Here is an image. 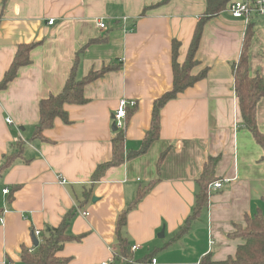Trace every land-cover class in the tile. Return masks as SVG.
Instances as JSON below:
<instances>
[{
  "label": "crops",
  "instance_id": "0c3cea01",
  "mask_svg": "<svg viewBox=\"0 0 264 264\" xmlns=\"http://www.w3.org/2000/svg\"><path fill=\"white\" fill-rule=\"evenodd\" d=\"M163 1L8 0L3 8L0 0V81L19 45L41 43L31 52V64L0 92V165L17 151L18 140L26 143L21 158L0 178V264H24L21 253L23 247L36 248L35 231L58 227L71 210L76 214L70 234L83 237L69 242L59 256L69 258L68 264L109 262L119 249L115 229L120 214L156 178L153 190L128 213L126 230L130 243L140 247L133 251L135 260L165 248L192 214L196 182L210 157L220 158L216 176L229 183L209 192L210 203L193 230L154 259L157 264H199L211 254L226 260L244 244L230 236L236 225H245L246 216L264 211V152L242 123L232 63L241 55L246 25L233 19L228 8L203 30L193 75L208 69L206 78L162 109L159 139L146 154L110 168L92 184L96 168L113 158L112 123L120 102L137 103L125 141L127 151H139L151 129L154 102L173 87L172 42L181 43L182 64L207 8V0H171L151 8ZM101 22L107 29H101ZM254 34L250 73L264 78V21L256 23ZM106 36V43L83 52L78 78L113 62L122 69L88 85L87 104L65 106L69 124L58 119L45 132V141H31L41 100L62 92L78 51ZM257 108L264 133V98ZM166 151L158 176L157 164Z\"/></svg>",
  "mask_w": 264,
  "mask_h": 264
},
{
  "label": "trees",
  "instance_id": "16d2710c",
  "mask_svg": "<svg viewBox=\"0 0 264 264\" xmlns=\"http://www.w3.org/2000/svg\"><path fill=\"white\" fill-rule=\"evenodd\" d=\"M171 0H164L159 4L152 5L151 8H156ZM234 0H207V8L198 22L193 40L189 47V52L186 60L178 63L181 43L177 40L172 42V65H173V87L161 98L157 99L153 105V114L151 120V129L146 133L139 151L126 150V131L130 119L137 112L135 108H128V114L125 119L124 129H119L114 132L112 138V156L110 162L102 163L96 168V172L92 176V184L99 182L107 171L112 167L124 165L126 162L140 158L146 154L161 135V113L162 109L168 102L177 99L188 88L193 87L197 82L204 80L208 74V69L202 70L197 76L193 75L194 69L198 65L196 55L198 53L199 45L203 37V30L210 19L220 15L227 9ZM8 0H3V8ZM147 8L143 11L141 16L151 9ZM1 18V16H0ZM255 24L246 26L245 37L241 47V55L238 61L232 63L233 78L235 79V93L239 100V108L242 116V123L254 137L257 144L264 152V133L259 129L257 122V105L259 101L264 98V78L259 74L253 77L250 73V57L254 41ZM109 37L92 39L83 48L78 51L71 72L66 80V84L62 92L56 95H49L47 99H43L39 105L40 119L35 126V132L31 141L43 140L45 132L55 126L56 120L60 119L64 124L70 123L69 113H67L66 105H85L88 103L85 97V89L88 85L93 84L94 81L104 77L108 72L118 71L122 69L121 63L115 62L104 66L101 70H93L82 79L78 78L79 65L83 52L93 44L106 43ZM41 43L21 44L18 47L16 57L5 73L4 78L0 81V92L8 89L11 83L18 77L19 70L22 67L31 64V52L35 47ZM25 144L22 140L17 141V151L13 154L6 155L3 163L0 165V178L4 173L14 165V163L21 158L24 153ZM168 152L161 154L157 164L158 176L162 172V165L165 162ZM220 161L219 157H210L204 164L203 172L196 183H198L199 192L196 195V203L193 207L192 214L186 219L185 223L180 227L178 233L173 237L170 244L165 248L154 250L151 254L142 257V259H133V244L130 243L127 237V220L128 213L136 208L142 199L153 190L159 178L141 187L137 193L135 200L122 212L116 223V240L119 247L116 251L115 260H122L124 264H151L159 251H163L172 245L173 242L179 241L186 237L192 230L193 224L200 219L204 210L210 203L209 187L218 180L217 165ZM264 162V156L262 158ZM15 189H20L16 187ZM92 188L85 191V198L88 199L92 195ZM12 200V197L10 198ZM75 210H71L65 215L62 223L58 227H47L40 231L41 236L38 247L30 249L23 247L21 253V262L24 264H68L70 259H65L59 254L65 249L69 242L80 241L83 236H74L70 234V226L75 218ZM235 231L230 238L241 239L244 244L238 247L234 256L226 260H214L211 254L203 256L199 264H264V211L258 210L254 217L246 216L245 225H236ZM125 260V261H124Z\"/></svg>",
  "mask_w": 264,
  "mask_h": 264
},
{
  "label": "built area",
  "instance_id": "2783aa9c",
  "mask_svg": "<svg viewBox=\"0 0 264 264\" xmlns=\"http://www.w3.org/2000/svg\"><path fill=\"white\" fill-rule=\"evenodd\" d=\"M230 6L228 7L227 11L231 15L233 19L236 20H241L244 22L246 26L250 24H255L258 23L259 21H264V0H234L229 4ZM127 19L124 18V21ZM49 24L53 25V21H49ZM101 29H107V25L104 22H101L100 24ZM137 106V103L135 101L128 100L124 98L120 104L118 109L116 110L117 112L115 113L113 117V123L117 126L118 130L119 129H124L125 125V119L128 114L127 109L128 108H135ZM8 124L12 123V120L8 118L6 120ZM61 183L64 184L66 181L62 178ZM225 183H229V180H217L214 181L212 185H210L209 190L210 192H215V191H221ZM5 195L9 194L10 191L9 189L4 191ZM84 215H88L85 213ZM0 222H4V218H0ZM35 235L37 238H40L41 232L40 231H35ZM140 249L139 246H134L133 251H138ZM115 255L116 252H113V256L111 257L109 262L103 263V264H113L116 262L115 260ZM125 261V260H124ZM151 264H157V260L154 259Z\"/></svg>",
  "mask_w": 264,
  "mask_h": 264
},
{
  "label": "water",
  "instance_id": "95a60500",
  "mask_svg": "<svg viewBox=\"0 0 264 264\" xmlns=\"http://www.w3.org/2000/svg\"><path fill=\"white\" fill-rule=\"evenodd\" d=\"M112 126H113V131H118V128L115 125V123H112ZM160 237L161 238L164 237V234H160ZM38 244H39V240L36 238V236H34V246L38 247Z\"/></svg>",
  "mask_w": 264,
  "mask_h": 264
},
{
  "label": "rangeland",
  "instance_id": "374dc122",
  "mask_svg": "<svg viewBox=\"0 0 264 264\" xmlns=\"http://www.w3.org/2000/svg\"><path fill=\"white\" fill-rule=\"evenodd\" d=\"M115 264H124V262L122 260H117V262H115Z\"/></svg>",
  "mask_w": 264,
  "mask_h": 264
}]
</instances>
